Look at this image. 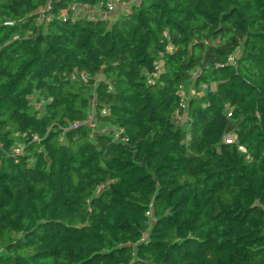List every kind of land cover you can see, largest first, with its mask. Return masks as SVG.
<instances>
[{"label": "trees", "instance_id": "1", "mask_svg": "<svg viewBox=\"0 0 264 264\" xmlns=\"http://www.w3.org/2000/svg\"><path fill=\"white\" fill-rule=\"evenodd\" d=\"M115 1L0 0V264H264V0Z\"/></svg>", "mask_w": 264, "mask_h": 264}, {"label": "built area", "instance_id": "2", "mask_svg": "<svg viewBox=\"0 0 264 264\" xmlns=\"http://www.w3.org/2000/svg\"><path fill=\"white\" fill-rule=\"evenodd\" d=\"M105 4H103L102 2L98 4V7L97 9L98 10H101L102 6L105 5V7H107V13H114L117 9V7H123V4H119L117 3V1L115 0H105ZM70 9L74 10V9H79V8H85V9H92L86 5H82V6H75V5H72L69 7ZM36 13L38 14V20L39 22H48L50 19H51V13H50V5L49 3L39 7L36 11ZM234 59L233 56H229L228 57V60L229 61H232ZM185 109H186V102L184 99H181L180 100V103H179V106L178 108L174 111V114H173V117H174V120L177 121V122H182L184 119H185ZM102 113H105V109H103L101 111ZM93 118H94V114L91 113L87 118L86 120L84 121H76L74 122L71 126L73 128H76L77 126L79 125H82V124H86L88 126H90L91 128L95 129L96 125L93 121ZM235 139V136L234 135H230L228 137H226V142H233ZM19 150L18 149H15V152H18ZM148 214V213H147ZM146 234H143V237L145 236Z\"/></svg>", "mask_w": 264, "mask_h": 264}, {"label": "rangeland", "instance_id": "3", "mask_svg": "<svg viewBox=\"0 0 264 264\" xmlns=\"http://www.w3.org/2000/svg\"><path fill=\"white\" fill-rule=\"evenodd\" d=\"M132 1H134V0H132ZM79 7V6H78ZM118 11H119V6L117 7V9H116V11L114 12V13H107L109 16H114V14H116V13H118ZM101 14V11H98L97 10V8H94V9H85V8H79L76 12H75V14L77 15V14H79V15H81V16H85V15H95V14ZM189 88H190V86H189ZM187 89L186 88V92H187V94H189L188 92H189V90L190 89ZM185 89V88H184Z\"/></svg>", "mask_w": 264, "mask_h": 264}, {"label": "crops", "instance_id": "4", "mask_svg": "<svg viewBox=\"0 0 264 264\" xmlns=\"http://www.w3.org/2000/svg\"><path fill=\"white\" fill-rule=\"evenodd\" d=\"M81 16V15H80Z\"/></svg>", "mask_w": 264, "mask_h": 264}]
</instances>
